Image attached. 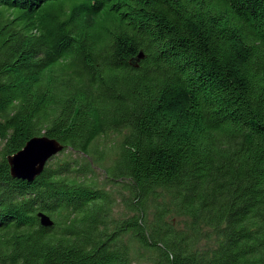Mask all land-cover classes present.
<instances>
[{"label":"trees","instance_id":"1","mask_svg":"<svg viewBox=\"0 0 264 264\" xmlns=\"http://www.w3.org/2000/svg\"><path fill=\"white\" fill-rule=\"evenodd\" d=\"M0 264H264V0H0Z\"/></svg>","mask_w":264,"mask_h":264},{"label":"water","instance_id":"2","mask_svg":"<svg viewBox=\"0 0 264 264\" xmlns=\"http://www.w3.org/2000/svg\"><path fill=\"white\" fill-rule=\"evenodd\" d=\"M143 58L141 51L133 58V66H137ZM131 61V62H132ZM63 150V145L46 136H34L15 154L7 157L9 173L12 178L31 182L44 169L47 162ZM39 224L48 228L52 220L44 213H37Z\"/></svg>","mask_w":264,"mask_h":264},{"label":"rangeland","instance_id":"3","mask_svg":"<svg viewBox=\"0 0 264 264\" xmlns=\"http://www.w3.org/2000/svg\"><path fill=\"white\" fill-rule=\"evenodd\" d=\"M108 138H109L108 143H107L108 145H112L113 143L115 145V141L118 140V138L115 135H112V134ZM78 158H79V155H78ZM106 165H108V164H106ZM99 171L100 170L95 168V172L97 173L96 174L97 182L99 184H101L102 180H103V176H101V174H100L101 171L100 172ZM107 190L111 193L113 198L116 199V203H115V206H114V209H113L112 216L114 218H120L124 214L122 203H121L120 199H122V197H126L127 193L120 186H110V187H107ZM172 221H173L174 226L177 229L178 228H182V221L183 220L175 218Z\"/></svg>","mask_w":264,"mask_h":264}]
</instances>
